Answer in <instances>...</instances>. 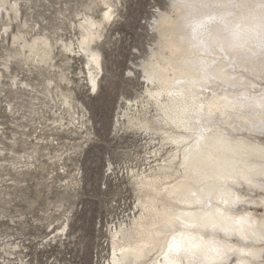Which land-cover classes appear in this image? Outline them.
I'll return each mask as SVG.
<instances>
[{
  "label": "rangeland",
  "instance_id": "rangeland-1",
  "mask_svg": "<svg viewBox=\"0 0 264 264\" xmlns=\"http://www.w3.org/2000/svg\"><path fill=\"white\" fill-rule=\"evenodd\" d=\"M113 1L117 18L107 24L99 44L104 74L98 94H90L80 74L82 59L67 70L71 113L83 112L81 106L87 112L83 130L76 131L80 127L61 107L59 92H45L47 69L30 74L18 60L10 72L3 70L2 63L14 49L2 39L0 21V148L5 150L0 157V264H107L112 230L130 224L137 214L132 175L149 170L166 154H153L160 149L159 136L152 141L143 130L126 131L114 123L129 105L136 112L151 86L139 64L131 69L132 76L127 73L143 52L153 56L157 51L160 36L152 21L159 22L171 11V0ZM91 2L37 0L29 4L31 9L23 4V21L37 25L36 32H58L64 40L76 41V14L84 13ZM93 13L99 18L102 8ZM19 24L15 22L11 31L17 32ZM133 48L138 51L133 53ZM13 77L45 94L33 101L32 93L11 88Z\"/></svg>",
  "mask_w": 264,
  "mask_h": 264
},
{
  "label": "bare ground",
  "instance_id": "bare-ground-1",
  "mask_svg": "<svg viewBox=\"0 0 264 264\" xmlns=\"http://www.w3.org/2000/svg\"><path fill=\"white\" fill-rule=\"evenodd\" d=\"M35 1L37 0H24L22 3V0H0V21L5 30L2 39L8 41L9 47L14 49L1 66L5 72H10L11 64L19 60L28 67L30 74L34 71L42 74L43 69H47L49 83L45 87V92L49 94L53 90L59 92V97H61L59 102H62L61 107L64 108V111L67 110L72 122L77 123L80 127H76V131L78 129L83 130L87 126V112L85 113V110H83L85 107L81 106L83 112L71 113V110L74 109L73 94L70 90L72 80L68 76L67 70L72 68V63L76 62L77 59H82L84 62L80 74H83L82 78L86 81L90 94H98L101 76L104 74L103 54L99 44L105 38L107 24L117 18L116 2L113 0H93L91 4L86 6L84 13L76 14L78 24L75 25V30L78 32V37L74 41L72 39L64 40L58 32L48 33L46 30L36 32L37 25L33 27L28 24L27 20L23 21V4L28 5L31 9L30 5L32 6ZM238 3V7L229 6L223 9L197 8L194 9V15L201 18L207 15L209 11H216L217 13L231 12L232 14L227 16L226 19L229 26L237 31L238 37L235 46L229 49V54L238 63H244L252 52L258 50L261 40H264V10L257 7L256 0H238ZM96 8H102V14L99 18H96L93 13ZM180 14L182 12L177 13V15ZM176 18L169 20L167 14H163L157 24L160 38L158 49L153 53L156 59L151 64L154 83H149L151 86L146 89V96L140 103L141 107L139 106L135 112L132 109L133 105H129L127 109L119 113L118 120L114 123L115 126L119 125L120 128L126 131L131 129L143 130L152 141H154L155 136H159L157 140L160 149L154 151L153 154L155 157L162 156V152L166 154L162 156L161 160L153 161L149 170L132 175L136 192L137 214L131 219L130 224H122L112 230L110 256L107 264H168V259L176 254L167 253V243L171 240L173 234L178 236V233H168L158 227L161 220L159 213L166 209L179 213L200 207L199 205L189 206L186 203H177V201L183 200L191 201L196 197L191 196L188 187L177 185L178 180L184 179L181 175L184 170L177 167L182 161L184 153L182 151L178 153L177 150L185 146L184 138L190 137L192 133L186 132L184 127L178 123L179 118L183 115L185 103L191 104V100L186 99L189 97L188 89L190 85L176 84L175 81L176 79L191 80L195 78L199 73L201 59L211 62L221 54L217 49V42L214 41L209 42V50L203 57H201L199 49L193 48L190 50L187 43L179 44L176 41L178 35ZM19 20L21 24L18 25L17 32L11 31L12 25ZM207 27L209 32L213 36L219 37L220 40L232 39L231 35L223 31V27L219 23L212 22ZM32 33H35V35L29 38ZM5 36L6 40L4 39ZM161 37H167V39H161ZM173 69L177 70L173 71ZM3 77L4 72H0V82ZM57 80L61 84H56ZM11 82V88L24 90L25 93H32L33 101L41 99L39 94L43 92L35 90L30 84L18 82L16 77H13ZM53 83L55 84L53 85ZM63 84L65 87H63ZM180 90L184 91L183 96L169 97L167 94L169 91ZM240 91L239 87L230 88L227 93L218 91V95H230ZM155 92H160L161 95L153 99V96L149 93ZM209 94L204 93V95ZM245 114L254 119L264 117V113L253 106H249L245 110ZM122 120H124L123 124ZM174 120L177 122L174 123ZM64 121V118L59 120L60 127L63 129L65 127ZM233 123L237 122L233 121ZM224 130L229 133L230 138L245 140L248 143H264V139L259 135L247 131H234L230 127H225ZM214 134V131L206 132L205 136L212 137ZM174 140L181 142L179 144L173 143ZM210 150V142L206 139L201 144V151L207 153ZM4 152L5 150L0 148V157ZM218 155L229 158L232 156L230 152H222ZM59 158L57 157V159ZM249 159L258 160L260 157L256 153H251ZM61 160L62 157L58 161ZM13 169L16 170V168ZM141 184L144 185L143 188L140 187ZM186 184L187 181H185ZM207 184L208 187H205L203 192L200 191L198 185H192V190L196 191L197 196L201 198H206L207 194L211 193L214 206L217 203V197L222 194L228 198L235 193L241 194V202L234 206L232 215L240 218L251 214V219L255 221L254 228L257 231L264 230V223H262L261 218V213H264V204L260 202L258 189L245 198L242 194L248 192V185L243 187L237 185L235 189H221L218 181L209 180ZM174 185L176 187H173ZM213 185L216 187H213ZM185 219L192 218L185 217ZM183 231L192 234L197 232L196 229H183ZM162 232L163 234H161ZM64 233L62 236L65 235ZM201 234L205 239L209 238L208 232H201ZM217 239H224L223 233L218 234ZM228 243L238 248L243 246V242H240L236 236L228 238ZM182 255L183 253L180 254V256ZM246 259L247 257L240 253H232L229 256V264H232V262L241 264Z\"/></svg>",
  "mask_w": 264,
  "mask_h": 264
},
{
  "label": "snow or ice",
  "instance_id": "snow-or-ice-1",
  "mask_svg": "<svg viewBox=\"0 0 264 264\" xmlns=\"http://www.w3.org/2000/svg\"><path fill=\"white\" fill-rule=\"evenodd\" d=\"M256 4L264 10V0H256ZM229 6L238 7V0H171L168 6L171 11L167 13V18L172 20L177 17L176 41L179 44L187 43L190 50L199 49L203 57L209 50V42L214 41L217 42V49L221 54L211 62L201 59L199 73L195 78L175 81L176 84L190 85L189 97L186 99H190L191 104L185 103L183 115L178 123L186 132L192 133L190 137L184 138L185 146L177 150L178 153H184L182 161L177 165L179 169L184 170L181 173L184 179L178 180L177 185L188 187L191 196L196 197L191 201L183 200L177 203L200 207L179 213L166 209L159 213L161 220L158 227L168 233H178V236L173 234L167 243V253L176 254L168 259V264H229V256L232 253L247 257L241 264H264V230L257 231L254 228L255 221L251 219V214L240 218L232 215L234 206L241 202V194H232L230 198L222 194L217 197L214 206L211 193H208L206 198H201L192 190V185H198L203 192L205 187H208L209 180L218 181L221 189L248 185V192L242 195L247 198L258 189L260 202L264 204V143H248L245 140L230 138L229 133L224 130L225 127H230L234 131H247L264 137V117L254 119L245 114L249 106L264 113V40H261L258 50L252 52L246 62L238 63L229 54V49L235 46L238 37L237 31L229 26L226 19L232 13L209 11L201 18L194 15V9L197 8L213 10ZM178 8L183 10L180 15H177ZM212 22L222 25L223 31L231 35L232 39L220 40L219 37L213 36L207 27ZM158 23L152 21L153 31L157 30ZM137 51V48L132 49L133 53ZM142 57L137 63L130 64L127 75L132 76L134 73L131 69L139 64L143 69V79L154 83L151 64L156 57L149 56L146 51L142 53ZM136 75L139 78L140 73ZM237 87L241 89L239 93L218 95V91L227 93L228 89ZM167 94L169 97L183 96L184 91H169ZM149 95L155 99L161 93ZM213 131L214 136H205L206 132ZM206 139L210 142L211 150L204 153L201 151V144ZM172 142L179 144L181 141ZM222 152H230L231 158L218 155ZM251 153L258 154L260 159H249ZM140 187L143 188L144 185L141 184ZM261 218L264 223V213H261ZM183 229H196L197 232L186 233ZM201 232H208L209 238L205 239ZM220 233H223L222 240L217 239ZM233 236L243 242L242 247L228 243V238Z\"/></svg>",
  "mask_w": 264,
  "mask_h": 264
},
{
  "label": "clouds",
  "instance_id": "clouds-1",
  "mask_svg": "<svg viewBox=\"0 0 264 264\" xmlns=\"http://www.w3.org/2000/svg\"><path fill=\"white\" fill-rule=\"evenodd\" d=\"M176 11H177V13L179 14V13H181L183 10L180 9V8H178Z\"/></svg>",
  "mask_w": 264,
  "mask_h": 264
}]
</instances>
